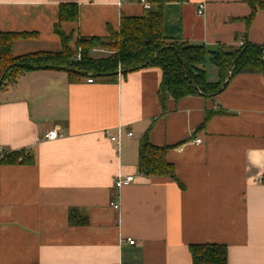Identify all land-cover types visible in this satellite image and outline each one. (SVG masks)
Wrapping results in <instances>:
<instances>
[{
    "label": "crops",
    "instance_id": "0c3cea01",
    "mask_svg": "<svg viewBox=\"0 0 264 264\" xmlns=\"http://www.w3.org/2000/svg\"><path fill=\"white\" fill-rule=\"evenodd\" d=\"M69 4L77 21L61 30L72 51L144 11L138 0H0V34L19 35L12 57L60 52L53 28ZM249 15L241 0H168L162 33L208 52L262 46L264 10L247 26ZM111 53L92 47L88 56ZM201 69L218 82L208 60ZM160 83L155 67L72 81L49 69L1 87L0 160L23 152L32 162L0 163V264H191L196 244L225 246L227 264H264V76L237 75L215 97L178 101L159 97ZM50 130L60 137L46 141ZM144 135L169 148L174 178L138 173ZM117 176L133 180L117 189ZM71 212L86 223L71 224Z\"/></svg>",
    "mask_w": 264,
    "mask_h": 264
},
{
    "label": "trees",
    "instance_id": "16d2710c",
    "mask_svg": "<svg viewBox=\"0 0 264 264\" xmlns=\"http://www.w3.org/2000/svg\"><path fill=\"white\" fill-rule=\"evenodd\" d=\"M168 0H147L153 7L143 11L140 17H122L118 32L110 33L107 41L97 38L80 39L81 60L76 62L68 44L70 37L61 30L63 23L77 21L78 11L75 5H61L58 11L54 33L61 42L58 53L39 52L20 57H12L11 44L19 35L0 34V86L13 85L23 73L35 69L26 66H53L54 70H64L70 81L88 75L99 77H114L117 71L127 74L139 69L155 67L161 71L159 97H171L174 101L186 97H207L217 92L227 80L229 69L231 79L242 74H261L264 76V44L255 46L243 42V46L229 50L220 46L216 52H208L202 46L187 44L177 45L162 33V7ZM250 8L246 19L248 26L257 10H264V2L260 0H241ZM155 7V9H154ZM88 44V45H87ZM98 47L112 51L111 55L102 59H92L88 56L90 48ZM218 72V82L210 84L205 79L201 69L206 61ZM230 79V81H231ZM196 87V89L194 88ZM202 94V95H200ZM164 108V107H163ZM213 115L208 112L205 121ZM204 125V124H203ZM168 147L152 145L144 135L138 145L137 171L148 177L174 178L173 166L166 160ZM31 156L23 152L13 153L0 160L1 164L31 163ZM75 212L69 214L71 224H85L86 218L74 221ZM191 264H227V248L223 245L196 244L190 245Z\"/></svg>",
    "mask_w": 264,
    "mask_h": 264
},
{
    "label": "built area",
    "instance_id": "2783aa9c",
    "mask_svg": "<svg viewBox=\"0 0 264 264\" xmlns=\"http://www.w3.org/2000/svg\"><path fill=\"white\" fill-rule=\"evenodd\" d=\"M126 0H121V2H125ZM138 4L142 7V9L144 11H147V10H151L152 9V5L150 3L147 2V0H138ZM203 11H204V5L203 4H200L198 6V9H197V14L198 15H202L203 14ZM243 40L239 41L238 44H237V48H240L243 46ZM80 49H77L76 50V53L74 55V60L76 62H80L81 60V54H80ZM88 83H91L92 82V79H88L87 80ZM131 134H128V137H130ZM60 136L54 131V130H50L46 133V135L44 136L45 140L46 141H49V142H52V141H55L59 138ZM111 141H115L116 138H111L110 139ZM195 144H200V140H195L194 141ZM133 180V177L131 176H127V177H121V176H117L114 180V186L115 188L117 189H121L122 187L124 186H128ZM258 182L261 183L262 182V176L259 177L258 179ZM110 208L113 209L114 211H118L119 208H120V205H119V202L118 201H112L110 202L109 204ZM125 243L132 246L134 245V241L131 240V239H126L125 240Z\"/></svg>",
    "mask_w": 264,
    "mask_h": 264
},
{
    "label": "water",
    "instance_id": "95a60500",
    "mask_svg": "<svg viewBox=\"0 0 264 264\" xmlns=\"http://www.w3.org/2000/svg\"><path fill=\"white\" fill-rule=\"evenodd\" d=\"M235 62H236V60L233 61L232 66L229 69L227 80L218 88V90H217L216 93H214L212 95H209L207 97H215V96L219 95L222 92V90L224 89V87L229 83V81L231 79V69L234 66ZM26 67H30V68H33L35 70H49V69H53V66H49V65H45V66H26ZM263 71H264V68H263ZM119 74H122V72L117 71L115 73V75H119ZM2 80H3V76L0 78V86H1ZM194 88L196 89L195 86H194ZM200 95H202V94H200Z\"/></svg>",
    "mask_w": 264,
    "mask_h": 264
}]
</instances>
